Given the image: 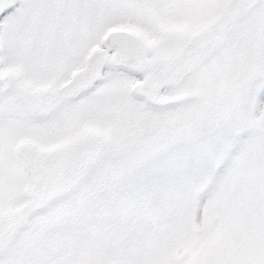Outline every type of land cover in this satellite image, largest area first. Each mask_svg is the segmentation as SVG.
<instances>
[{"label": "snow or ice", "instance_id": "6c2138e0", "mask_svg": "<svg viewBox=\"0 0 264 264\" xmlns=\"http://www.w3.org/2000/svg\"><path fill=\"white\" fill-rule=\"evenodd\" d=\"M0 264H264V0H0Z\"/></svg>", "mask_w": 264, "mask_h": 264}]
</instances>
